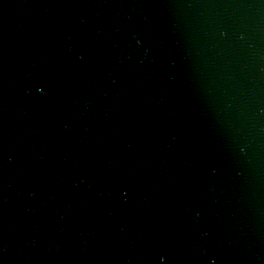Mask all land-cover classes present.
Returning <instances> with one entry per match:
<instances>
[{
  "label": "water",
  "instance_id": "obj_1",
  "mask_svg": "<svg viewBox=\"0 0 264 264\" xmlns=\"http://www.w3.org/2000/svg\"><path fill=\"white\" fill-rule=\"evenodd\" d=\"M34 264H264V0H0Z\"/></svg>",
  "mask_w": 264,
  "mask_h": 264
}]
</instances>
